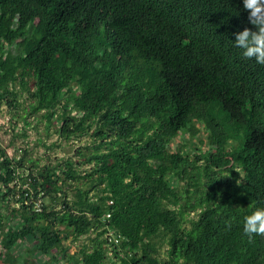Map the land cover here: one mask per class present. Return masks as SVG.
Instances as JSON below:
<instances>
[{"label": "trees", "instance_id": "obj_1", "mask_svg": "<svg viewBox=\"0 0 264 264\" xmlns=\"http://www.w3.org/2000/svg\"><path fill=\"white\" fill-rule=\"evenodd\" d=\"M244 28L242 0H0V103L24 97L26 126L41 115L93 144L29 168L0 144V264H104L109 251L120 264H264V235L242 228L264 205V65L235 46Z\"/></svg>", "mask_w": 264, "mask_h": 264}, {"label": "rangeland", "instance_id": "obj_2", "mask_svg": "<svg viewBox=\"0 0 264 264\" xmlns=\"http://www.w3.org/2000/svg\"><path fill=\"white\" fill-rule=\"evenodd\" d=\"M19 101L20 105L17 110H10L4 102L0 103V144L7 149L10 155L16 156V158L22 156V150H26V168H29L32 165L28 160L33 161L37 167H43L48 163L56 164L57 162H62L67 159L80 160L81 157L76 155V150L78 149H83L82 152L85 155L92 151L90 148L93 146L92 138L89 136L70 138L68 140L60 138L56 126H51L49 130H46V121L41 115L29 117L27 119L29 125L26 126L23 120V115L24 108L28 106V103L24 102V97L20 98ZM58 112H60V109H58ZM10 117H13V119L18 122L17 125H14V130H11V127L9 128L8 118ZM185 138L190 139L188 136H185ZM200 139L203 141V144L200 143ZM182 141L184 143L185 140H183V138L180 139V137L172 140L170 145L171 148L175 149L179 147L182 144ZM185 142L187 144L186 152L193 157V152H198L199 149L203 151L205 150L206 134L200 130V133L196 138H193L192 140L190 139V142ZM85 147H89L90 149L87 151L84 149ZM76 184L77 183H72V187ZM78 184L80 186L83 185L82 182H79ZM72 187L67 185L64 188L68 199L73 198L74 190ZM193 216L195 215H191L189 218ZM94 237L95 233L92 232L79 238L77 241H73L72 238L69 237L64 242V246L67 247V255L78 253L82 247H90V240ZM157 244L158 259L160 261H168L166 248L162 245L163 241L159 239L157 240ZM26 247H28V245L24 247L22 244L17 248L18 252L16 254L19 255V262L26 258ZM64 258L62 257L59 260V264H73V262L70 263L68 261L67 256ZM33 262L34 264H49L46 258L41 256H36ZM104 264H120V261L109 251Z\"/></svg>", "mask_w": 264, "mask_h": 264}, {"label": "clouds", "instance_id": "obj_3", "mask_svg": "<svg viewBox=\"0 0 264 264\" xmlns=\"http://www.w3.org/2000/svg\"><path fill=\"white\" fill-rule=\"evenodd\" d=\"M242 5L248 13V22L255 30L244 28L236 32L234 44L242 50L243 57L264 65V0H242ZM242 228L249 238L264 235V205L244 215Z\"/></svg>", "mask_w": 264, "mask_h": 264}, {"label": "built area", "instance_id": "obj_4", "mask_svg": "<svg viewBox=\"0 0 264 264\" xmlns=\"http://www.w3.org/2000/svg\"><path fill=\"white\" fill-rule=\"evenodd\" d=\"M111 203L112 202H110V204ZM36 208H37L36 210H39V205L38 204H36ZM107 217H109V215H107ZM107 238L109 239L110 242L113 241L115 243H117L118 240H119V237H115V235L112 232L108 233Z\"/></svg>", "mask_w": 264, "mask_h": 264}]
</instances>
